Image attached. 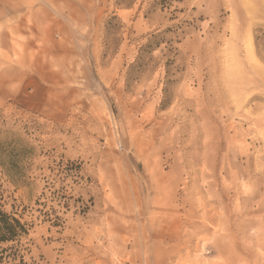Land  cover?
<instances>
[{
	"label": "rangeland",
	"instance_id": "1",
	"mask_svg": "<svg viewBox=\"0 0 264 264\" xmlns=\"http://www.w3.org/2000/svg\"><path fill=\"white\" fill-rule=\"evenodd\" d=\"M0 204V264H264V0H0Z\"/></svg>",
	"mask_w": 264,
	"mask_h": 264
},
{
	"label": "trees",
	"instance_id": "2",
	"mask_svg": "<svg viewBox=\"0 0 264 264\" xmlns=\"http://www.w3.org/2000/svg\"><path fill=\"white\" fill-rule=\"evenodd\" d=\"M10 220H12L13 223ZM19 230L25 232L20 221L5 213L0 204V243L16 239V237L21 235Z\"/></svg>",
	"mask_w": 264,
	"mask_h": 264
}]
</instances>
